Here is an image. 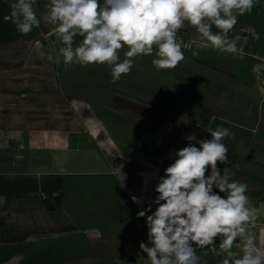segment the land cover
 I'll return each mask as SVG.
<instances>
[{"label":"crops","instance_id":"crops-1","mask_svg":"<svg viewBox=\"0 0 264 264\" xmlns=\"http://www.w3.org/2000/svg\"><path fill=\"white\" fill-rule=\"evenodd\" d=\"M15 2L0 0V264H150L136 214L174 151L199 147L217 126L232 133L218 167L247 185L258 213L248 230L264 255V0L228 33L236 53L186 26L177 37L196 45H181L176 68L156 69L154 48L115 83L110 65L64 64L44 20L50 0L34 4L41 25L27 35L3 20ZM221 239L196 249L200 264H222Z\"/></svg>","mask_w":264,"mask_h":264},{"label":"clouds","instance_id":"clouds-1","mask_svg":"<svg viewBox=\"0 0 264 264\" xmlns=\"http://www.w3.org/2000/svg\"><path fill=\"white\" fill-rule=\"evenodd\" d=\"M36 2L16 0L3 20L29 34L41 25L33 10ZM254 5L255 0H50L44 20L65 45L60 48L65 65L74 60L110 65L115 83L131 71L132 58L152 56L154 46L155 68H176L185 59L177 33L186 26L213 48L236 53L237 44L228 33ZM213 26L219 32H213ZM77 35L83 40L74 48ZM252 35L259 39L255 31ZM125 46L126 58L120 61L118 50ZM207 132L211 138L198 140L199 147L188 143L174 151L175 158L154 186L156 195L136 214L145 219L147 238L139 242V249L150 264H200L196 249L213 245L218 238L227 256L222 264H264L256 237L248 230L258 213L248 206L247 185L218 167V162H229L223 141L232 136L231 130L217 126ZM132 199L138 205L145 203L141 197ZM237 240L240 247L233 252Z\"/></svg>","mask_w":264,"mask_h":264},{"label":"built area","instance_id":"built-area-1","mask_svg":"<svg viewBox=\"0 0 264 264\" xmlns=\"http://www.w3.org/2000/svg\"><path fill=\"white\" fill-rule=\"evenodd\" d=\"M177 40L180 42L181 45L183 46H191V45H196V43H192L186 39H182V38H179L177 37Z\"/></svg>","mask_w":264,"mask_h":264},{"label":"trees","instance_id":"trees-1","mask_svg":"<svg viewBox=\"0 0 264 264\" xmlns=\"http://www.w3.org/2000/svg\"><path fill=\"white\" fill-rule=\"evenodd\" d=\"M53 193V192H52ZM56 207V204H48L49 209H54Z\"/></svg>","mask_w":264,"mask_h":264},{"label":"rangeland","instance_id":"rangeland-1","mask_svg":"<svg viewBox=\"0 0 264 264\" xmlns=\"http://www.w3.org/2000/svg\"><path fill=\"white\" fill-rule=\"evenodd\" d=\"M155 48V47H154Z\"/></svg>","mask_w":264,"mask_h":264}]
</instances>
